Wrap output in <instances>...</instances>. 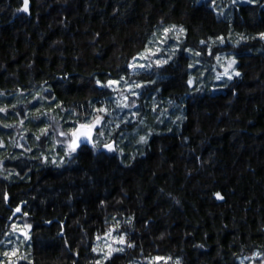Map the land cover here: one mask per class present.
I'll use <instances>...</instances> for the list:
<instances>
[{
  "label": "trees",
  "instance_id": "obj_1",
  "mask_svg": "<svg viewBox=\"0 0 264 264\" xmlns=\"http://www.w3.org/2000/svg\"><path fill=\"white\" fill-rule=\"evenodd\" d=\"M23 8L24 0H0V107L30 100L27 135L49 130L61 140L55 157L38 146L0 151V242L15 222L29 227L15 264L152 256L245 264L264 253V0H28ZM159 38L169 42L160 63L131 73ZM218 52L232 56L235 73L217 88L197 85ZM124 77L141 84L140 96L133 113L114 116L108 81ZM54 115H67L63 136L44 122ZM98 117L93 143L70 151L71 132ZM12 119L0 117V144L1 121ZM109 140L115 150L103 148ZM109 230L125 245L100 259L95 242ZM3 247L0 264L11 257Z\"/></svg>",
  "mask_w": 264,
  "mask_h": 264
},
{
  "label": "rangeland",
  "instance_id": "obj_2",
  "mask_svg": "<svg viewBox=\"0 0 264 264\" xmlns=\"http://www.w3.org/2000/svg\"><path fill=\"white\" fill-rule=\"evenodd\" d=\"M213 2L216 0H212ZM232 1H242V0H232ZM243 1H249V0H243ZM168 38L172 37V32L166 33ZM168 40L164 41L163 39L159 38L158 40L153 41L152 43H149V45L140 53H138L135 58L132 60L130 68L131 73H136L138 71H143L150 67L152 63L159 64L161 61L162 56L164 53L168 50ZM213 59L210 63L208 71L206 73L200 74V78L196 84L200 83V81H204V83H208L210 87L217 88L221 85V82L226 79V77H230L235 73L234 69V63H231L234 61L232 59V56L229 55V53L225 52H218L212 55ZM231 63V67H229V64ZM203 66V65H200ZM204 69V68H203ZM203 69L201 71L203 72ZM227 70V74H225V71ZM219 77V78H217ZM110 81L116 82L109 84ZM109 86L114 91L113 93V103L111 105L112 109L115 110L114 116H121L123 115L126 110L134 112V107L137 105L138 97L140 96L141 91V84L136 81L133 77L128 78H120L115 80H109L108 81ZM36 104V103H34ZM30 100L22 101V103L16 105L15 107H10V111L6 110L4 106H1L0 109H3V111H0V117L4 118L6 122L12 123L15 118L16 123H14L12 126H8L3 121L1 125L7 127L5 128L7 130V139L1 142L0 144V151L5 150H15L16 149H24L29 151L32 146H38L39 148H46L47 153L55 157L54 151L57 150L56 145L60 143L58 140H61V138H58V140L53 139L51 140V132L48 130L37 131L34 132L35 134L30 137L26 133V123H28V120L31 116L30 108H31ZM39 104H36L35 106H39ZM174 106L170 105L165 110L166 113L164 114V118H169L170 114L174 111ZM110 112V109H109ZM35 119V118H34ZM44 122H53L54 126H56V130H59V134L61 136L62 132L65 133V131L62 129L60 124L67 120V115L62 118V121H60L57 116H47L45 117ZM61 122V123H60ZM79 126V125H78ZM75 128V127H74ZM73 128V130H74ZM77 128V127H76ZM75 128V130H76ZM72 130V131H73ZM73 132H71L72 134ZM66 134V133H65ZM99 135V134H98ZM31 141H30V139ZM96 140L99 141V139L96 137ZM32 144V145H31ZM53 144V146H52ZM106 144H111L112 150H115L117 148V143L115 140H109L107 141L103 148L106 150H109L105 147ZM34 149V148H33ZM37 151V148H35ZM57 162L60 161V158L57 157ZM27 224L24 223H17L11 225L8 232L4 235V237L1 240V244L3 247V250L10 255L9 260L6 262V264H15L19 259L22 258L23 254L25 253V249L28 244V228L25 227ZM28 226V225H27ZM109 233H111L109 235ZM27 236V239L25 238ZM123 238V235L117 234L114 230H109L102 236L98 237L95 242V249H98L96 252L99 254L100 259H105V256L109 257L111 254L117 251H111V249H121L124 247V243H119V239ZM124 240V238H123ZM111 246V248L109 247ZM111 251V254L108 255V253ZM18 253L20 256H16L15 259L12 256L14 254ZM177 259H171L169 257H159V256H152L149 258H144L135 262H132L130 264H177ZM242 261L245 264H264V253L260 252H254L253 254L249 256L242 257Z\"/></svg>",
  "mask_w": 264,
  "mask_h": 264
},
{
  "label": "snow or ice",
  "instance_id": "obj_3",
  "mask_svg": "<svg viewBox=\"0 0 264 264\" xmlns=\"http://www.w3.org/2000/svg\"><path fill=\"white\" fill-rule=\"evenodd\" d=\"M23 11H25V12L28 11V0H24ZM164 31H165V33H168L169 31H171V29H165ZM262 35H264V34H262ZM231 63H234V61H232ZM231 63L229 64V67H231ZM225 74H227V70L225 71ZM236 75H239V73H236ZM217 78H219V77H217ZM112 83H116V82H113V81L109 82V84H112ZM0 111H3V109H0ZM101 111H103V110L101 109ZM99 122H100V120H99V117H98L92 124H90V125H81L80 128L76 129L72 133L73 139L69 143L70 151H75L76 147L78 146V143L85 142L87 139H90L91 138V136H90L91 129L93 127H95V125L98 124ZM62 135H63V133H62ZM82 138H84V139H82ZM141 139L144 140L143 137ZM105 147L108 148L109 150H112L113 146L111 144H106ZM217 198H222V197H220L219 194H217ZM17 211H20V209L17 208ZM25 227H28V226L26 225ZM110 234L111 233H109V235ZM25 238L27 239V236H25ZM119 243H121V244L124 243V240H123L122 237L119 239ZM109 247L111 248V246H109ZM97 250L98 249H93V251H97ZM120 250L121 249H111V251H120ZM111 251L108 253V255L111 254ZM5 255H7V253H5ZM105 259H107V255L105 256ZM97 264H99V261L97 262ZM177 264H178V262H177Z\"/></svg>",
  "mask_w": 264,
  "mask_h": 264
},
{
  "label": "water",
  "instance_id": "obj_4",
  "mask_svg": "<svg viewBox=\"0 0 264 264\" xmlns=\"http://www.w3.org/2000/svg\"><path fill=\"white\" fill-rule=\"evenodd\" d=\"M78 128H80V126H78L76 129H78ZM93 135H94V130L91 129V133H90L91 138L90 139H87L83 143H86L87 145H91L93 143ZM82 139H84V138H82Z\"/></svg>",
  "mask_w": 264,
  "mask_h": 264
}]
</instances>
